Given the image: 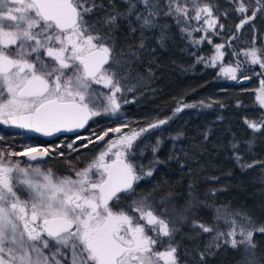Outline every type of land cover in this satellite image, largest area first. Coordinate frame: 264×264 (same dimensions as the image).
Masks as SVG:
<instances>
[{
  "label": "snow or ice",
  "instance_id": "1",
  "mask_svg": "<svg viewBox=\"0 0 264 264\" xmlns=\"http://www.w3.org/2000/svg\"><path fill=\"white\" fill-rule=\"evenodd\" d=\"M121 3L122 9L115 0H108L107 7L103 0H0V124L50 137L78 132L96 116L119 113L123 93L132 90L128 76L121 73L136 57L135 52L116 51L114 34L121 22L130 33H140L138 50L145 48L146 32L159 30L158 43H164L168 24L162 21L168 18L187 38L194 32L204 34L190 40L194 46L204 40L212 43L208 33L218 35L224 29L207 0ZM229 3L241 16L237 31L264 8V0H256L254 8L245 0ZM214 47L217 55L208 66L225 55V44ZM243 55L244 63L259 65L262 71L256 74L264 76V49L254 46ZM238 70L239 62L236 67H221L224 76L237 82ZM256 100L264 108V79ZM182 110L177 107L175 112ZM170 119H156L139 130L124 123L94 140L77 135L76 140L86 142L68 144L73 152L105 141L109 133L117 137L105 141L104 149L85 167L70 164L72 174L66 176L39 163L63 152L28 143L19 150L0 147V264H209L225 246L233 250L243 246V259L257 264L254 235L264 234V221H257L250 211L217 203L215 197L223 187H211L201 198L189 185L183 202L172 192L158 201L151 199V193L137 192L139 182L152 177L164 161L156 155L162 143L157 139L153 158L147 164L134 162L135 142ZM244 123L253 134L264 130V119L246 118ZM179 138L178 134L173 139ZM255 140L253 135L243 144L235 138L231 142L232 159L241 170L264 166V161L244 159ZM177 158L175 152L168 157ZM201 209L212 212L211 223L198 216ZM184 228L190 247L177 240Z\"/></svg>",
  "mask_w": 264,
  "mask_h": 264
},
{
  "label": "trees",
  "instance_id": "2",
  "mask_svg": "<svg viewBox=\"0 0 264 264\" xmlns=\"http://www.w3.org/2000/svg\"><path fill=\"white\" fill-rule=\"evenodd\" d=\"M103 2L107 7L108 0ZM207 2L211 3L212 0ZM245 2L251 4L252 8L256 6L254 0ZM115 3L121 9L125 7L121 0H115ZM233 8L234 5L229 10L224 8L228 13L224 21L220 20L224 29L222 31L217 29L218 35L208 33L212 43L204 40L195 46L190 40L201 35L193 33L191 38L185 37L168 18L162 21L168 24L167 39L164 43L162 45L158 43L159 30L146 32L145 48L138 50L140 33H130L126 22H121L119 31L114 34L116 51L125 55L136 53L128 74L132 76L130 81L132 88L138 89L141 93L136 95L137 98L125 95L124 101L127 103H123V108L131 113L133 118L134 116L138 118L142 113L160 114V117L152 121L171 117L167 124L144 133L138 139L136 152L140 154L142 151L143 155L140 160L134 157L132 159L134 162L141 161L147 164L153 158L152 147L155 146L157 139L162 143L156 155L164 161L156 167L152 177L139 182L136 186L138 193H151V199L158 201L160 197L172 192L175 194L174 199L183 202L189 185L201 194V198L209 188L223 187L225 190L218 192L215 197L217 203L228 204L233 209L250 211L257 221H264V181L259 176L260 164L241 170L232 159L230 146L233 138L243 144L245 140L255 135L253 151L245 153L244 159L247 162L264 161V130L253 134L244 123L246 118L255 121L264 119V113L252 95L258 78L254 72L246 70L243 76L250 77L248 82H225L214 67L208 66L212 59L211 46L223 43L234 53V61L236 64L240 63L241 70L248 68L244 63L245 58L239 55L242 50L239 46L241 38L248 39L251 34L264 37L263 8L257 12L255 19L249 22L247 29L239 34L236 25L240 22L241 16L235 14ZM252 8L249 9L248 15H251ZM232 36H236V39H232ZM227 59H230L229 55ZM261 79H264V76ZM185 104H192L195 107L184 108ZM177 107H182L183 110L176 113ZM88 128L78 135L86 137ZM178 134L180 138L173 139ZM76 137L77 135L61 136L52 142L54 145L62 143L59 150H64ZM85 142L75 141L74 147ZM89 147L90 145L87 148ZM83 149L85 148H80ZM172 152L176 153L177 159H168ZM213 176L219 179H210ZM160 210L161 206L157 204V211ZM198 216L209 223L212 222L210 210L201 209ZM179 242L184 247H190L186 242L191 241L184 237ZM255 242L257 247L264 249V234L256 235ZM220 251L224 249L221 248ZM255 257L260 261L259 264H264V255L258 258L256 254ZM219 259L215 256L209 262L223 263Z\"/></svg>",
  "mask_w": 264,
  "mask_h": 264
},
{
  "label": "rangeland",
  "instance_id": "3",
  "mask_svg": "<svg viewBox=\"0 0 264 264\" xmlns=\"http://www.w3.org/2000/svg\"><path fill=\"white\" fill-rule=\"evenodd\" d=\"M211 4L214 7V14L219 17V21H218L219 24H220V20H222V21L225 20V16L222 14L223 12H225L224 8L229 10L230 8L233 7V4L229 3V0H219V1L212 0ZM262 12H263L262 15L264 17V8H263ZM236 13L237 12H235V14ZM191 14L192 13H190V15ZM191 23L193 26L196 25V21H191ZM194 33L200 34L201 36L204 35L201 32H194ZM254 38H255V41H254ZM241 39H242V42H240V45H239V46H241L240 48L242 49V50L240 49L241 50L239 53L240 57H244V55H243L244 51L248 50L254 46L257 49H264L263 48L264 47V45H263L264 44L263 43L264 37L262 35L259 36V35L251 34V36H249L248 39H247V37L245 39L242 37ZM214 45L211 46V48H210L212 51V58L217 55ZM222 51L225 53V55L223 56L222 59H217L215 61V66H212V67H214L218 71L221 78L225 82H236V83H238L236 80H231L221 73V67H236V65H237L236 62L234 61V58H233L234 53H232L230 50H228L226 48V46L224 49H222ZM228 55H229L230 59H227ZM210 62H212V59ZM247 66H248V68L242 69V70L240 68V70L237 71V78H238L239 82H241L243 80L248 82V79H243V77H244L243 73H245L246 70L254 72L255 77H257L258 79H257V86L255 87V90H254L252 95H253L254 101L256 102L257 106H259V104L256 100V96H257V90L260 87L261 77H263V76L256 75V73H260L262 70L259 68V65L247 64ZM128 73H129V70H125V71H122L121 74L128 76V80L126 81V83L129 87L132 88V86L130 84L132 76H130ZM95 87H99V86H95ZM135 89L132 88L131 91H127V92L123 93V96L121 98V108H120L119 113H117L115 115L102 114L100 116L94 117L89 124V128L87 127L88 133H87L86 137H89V138L94 140L97 134H102L103 131H105L106 129L118 127L124 123H128L130 125V128H135V129L139 130V128L144 127L148 123L152 122V119L160 117V114L149 115V114L142 113L141 116H139L138 118H135V116L133 118L131 113L127 112L123 108L125 95H131L132 97H135L136 95L141 94L138 89H136V90H138V92ZM104 91H107V90H104ZM135 98H137V96ZM259 108H261V107L259 106ZM261 109L264 113V108H261ZM3 126L5 127V129L8 128V125H3ZM124 131L127 132V131H129V129L125 128ZM0 137H3V139H0V142L2 143V145L0 147L11 146L13 149L19 150L25 143L33 145V143L28 139L29 137H33V136L30 134H26V133H22L19 136H13L12 134L7 133L5 135H0ZM116 137H117V134L109 133V136L105 137V141H107L109 138L115 140ZM74 141H80V140L74 139ZM105 141L104 142L103 141H97L94 144H90L89 148H85L83 150H79L76 152L71 151L70 149L67 148V146L65 147L64 150H59V146L62 143H58L54 146L37 145V146H41V147H48L50 149H55V151L57 153L58 152L64 153L63 156L53 155V156H50L48 159H44L43 161H40L39 163L43 169H45V170L51 169L53 171V173L57 176L71 175L72 171H71L70 164L74 165L77 168L85 167L100 152L101 148L105 145ZM137 143H138V140L135 142L134 149H133L135 155H133L131 157V159H133L134 157L135 158L137 157L140 160L142 158V155L136 152ZM13 159H21V157H13ZM138 163H142V162L138 161ZM258 168L261 171V172H259V174H260L259 176L264 181V166L259 165ZM222 227H224V226L222 225ZM187 231H188V229L184 228L182 233L177 236V240L181 241L182 237H184V233H186ZM256 235H260V233H256L254 235V241H255ZM186 243H188L190 246L192 244V242H186ZM222 249H224V251H219L216 254V256L218 258H220L219 260H221L223 262L221 264H238V262H240V264H247L246 260H244L243 256H242L243 246H241L240 249H237V250H233V249L226 247V246L223 247ZM256 254H257L258 258H259V256L264 255V249L260 248V247H256L255 256H256ZM255 256H254V259L257 261V264H259L260 261H258V259H256ZM209 264H210V262H209Z\"/></svg>",
  "mask_w": 264,
  "mask_h": 264
},
{
  "label": "flooded vegetation",
  "instance_id": "4",
  "mask_svg": "<svg viewBox=\"0 0 264 264\" xmlns=\"http://www.w3.org/2000/svg\"><path fill=\"white\" fill-rule=\"evenodd\" d=\"M255 1V3H256V0H254ZM249 24V23H248ZM248 24H245L244 25V27L242 28V29H240L239 31H238V34H239V32H241L242 30H246L247 29V25ZM7 133H9V134H12L13 136H19L20 134H22V133H26V134H30V135H32L33 137H29L28 139L33 143V145H45V146H54V144H53V140H56L57 138H59V137H57V138H55V139H53V140H51V141H46V140H44V139H42V138H40L39 136H37V134L36 133H34V132H30V131H28V130H26V129H19V128H16V127H13V126H11V125H8V128L7 129H5V127L2 125V124H0V135H5V134H7ZM78 135V134H77ZM75 136V135H74ZM2 145V143L0 142V146ZM49 157H46L45 159H48ZM21 159L22 160H24V159H26V158H24V157H21Z\"/></svg>",
  "mask_w": 264,
  "mask_h": 264
},
{
  "label": "water",
  "instance_id": "5",
  "mask_svg": "<svg viewBox=\"0 0 264 264\" xmlns=\"http://www.w3.org/2000/svg\"><path fill=\"white\" fill-rule=\"evenodd\" d=\"M242 82L245 83L246 81L243 80ZM90 122H91V120L89 121L88 125L85 126L84 129H80V130H78V132H60V133H56L55 135L50 136V137L42 136L39 133H36V134H37V136H39L40 138H42L46 141H51V140H53L57 137H61V136H74V135H77V134L81 133L82 131H84L89 126Z\"/></svg>",
  "mask_w": 264,
  "mask_h": 264
}]
</instances>
